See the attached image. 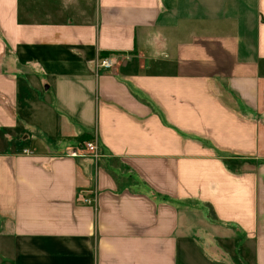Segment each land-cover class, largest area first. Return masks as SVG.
I'll return each instance as SVG.
<instances>
[{
    "label": "crops",
    "instance_id": "obj_1",
    "mask_svg": "<svg viewBox=\"0 0 264 264\" xmlns=\"http://www.w3.org/2000/svg\"><path fill=\"white\" fill-rule=\"evenodd\" d=\"M0 264H264V0H0Z\"/></svg>",
    "mask_w": 264,
    "mask_h": 264
},
{
    "label": "built area",
    "instance_id": "obj_2",
    "mask_svg": "<svg viewBox=\"0 0 264 264\" xmlns=\"http://www.w3.org/2000/svg\"><path fill=\"white\" fill-rule=\"evenodd\" d=\"M100 67L110 68L112 67V64L109 60H103L101 61ZM86 152L89 153L92 158L97 162L100 158L98 154V148L97 145L94 142H87L81 144V147H78L77 149L72 150L69 155L73 157H80L81 153ZM27 153V151H25Z\"/></svg>",
    "mask_w": 264,
    "mask_h": 264
},
{
    "label": "trees",
    "instance_id": "obj_3",
    "mask_svg": "<svg viewBox=\"0 0 264 264\" xmlns=\"http://www.w3.org/2000/svg\"><path fill=\"white\" fill-rule=\"evenodd\" d=\"M80 142H90L92 140V137L89 136H81L78 138Z\"/></svg>",
    "mask_w": 264,
    "mask_h": 264
},
{
    "label": "rangeland",
    "instance_id": "obj_4",
    "mask_svg": "<svg viewBox=\"0 0 264 264\" xmlns=\"http://www.w3.org/2000/svg\"><path fill=\"white\" fill-rule=\"evenodd\" d=\"M74 148H76V147H74Z\"/></svg>",
    "mask_w": 264,
    "mask_h": 264
}]
</instances>
